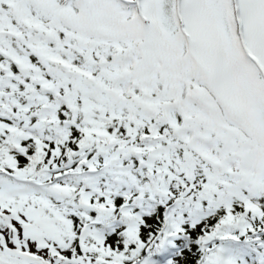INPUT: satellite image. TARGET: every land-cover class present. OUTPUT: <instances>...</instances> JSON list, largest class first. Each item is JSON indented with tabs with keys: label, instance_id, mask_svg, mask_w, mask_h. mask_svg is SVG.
<instances>
[{
	"label": "trees",
	"instance_id": "1",
	"mask_svg": "<svg viewBox=\"0 0 264 264\" xmlns=\"http://www.w3.org/2000/svg\"><path fill=\"white\" fill-rule=\"evenodd\" d=\"M57 1L60 10L70 8L79 14L87 10L86 0ZM175 1H156L154 18L165 31L179 30ZM233 1L205 0V10L230 35L236 31L239 35ZM32 2L0 0V213L5 228L0 230L6 245L17 247L19 223H23V229L37 230L34 245L48 251L49 259L37 261L39 264H79L71 263L75 257L102 258L115 264H264V197L228 194L223 176L211 178L204 171L211 160L208 155L197 153L192 169L185 165L181 146L186 139L181 136L174 135L176 141L160 149L154 161L160 162L158 167L151 165L159 176L154 185L149 182L147 167L140 166L135 157L134 149L144 152L147 144L140 138L151 131V123L157 132L165 133L185 121L183 114L169 106L173 90H167L154 105L155 112L142 108V112L133 113L125 106L106 105L94 93L104 88L92 87L89 74L78 72L73 75L78 95L63 100L58 95L64 90L59 81L71 72L54 63L44 64L33 44L44 45L43 54L67 57L74 64L85 62L90 74L102 70L98 65L102 55L115 76L122 73L124 64L116 60L112 47H105L99 57L95 53L101 50L88 53L89 45L78 37L77 28L68 39L65 33L54 32L56 39L46 26H33L32 16L39 12L37 1ZM20 4L30 6L31 14ZM121 12L129 24H137L129 19L138 13L134 5H122ZM152 25L151 21L146 30L140 28V35L128 47L131 55L125 51L121 56L129 57L131 70L138 58L145 57L144 37L154 30ZM16 28L25 33V42L16 38ZM49 66L54 67L51 77ZM136 71L119 78L118 91L124 89L133 104L146 107L139 90L145 74ZM99 76L104 81L110 79L108 74ZM49 79L58 86L56 93L48 89ZM133 82L139 87L135 85L130 95ZM166 107L175 114H170L173 123L157 120ZM191 120L195 124L196 120ZM103 139H113L115 146L122 144L125 150L101 152ZM207 146L217 154L214 142L208 141ZM156 185L159 187L154 190ZM248 197L260 203L249 206L245 202ZM169 211L172 213L167 215ZM20 234L27 239L25 231Z\"/></svg>",
	"mask_w": 264,
	"mask_h": 264
},
{
	"label": "rangeland",
	"instance_id": "2",
	"mask_svg": "<svg viewBox=\"0 0 264 264\" xmlns=\"http://www.w3.org/2000/svg\"><path fill=\"white\" fill-rule=\"evenodd\" d=\"M24 1L29 5L34 3L32 0ZM36 1L38 3L36 11L39 13L33 12L36 13L31 20L33 26H37V28L46 26L49 30L57 28L55 32L65 33L64 38L67 39L72 36L74 28H77L79 30L77 32L78 37L84 41L86 46L89 45L88 48L86 47L88 53L92 52V49L94 51L96 49L101 50L98 54L96 53L98 57L99 54H103L105 47L114 48L116 60L118 62L122 60L124 64L121 68V70L123 69L122 73L115 76L112 70H107L106 66L102 64V70L96 73L98 75L102 73L103 76L105 74L111 77L115 76L118 80L119 78L122 80V77L125 76L123 74L132 73L128 60L124 61L125 58L122 59L121 56L124 55L125 51L127 53L132 52L128 47L133 38L140 35V28L142 29L144 25L148 27V24L152 21L154 24L152 29L154 30L152 32L148 31L144 37V41H146L143 44L145 57L142 60L138 58L134 62L137 64L136 72L145 74L144 78L141 79L142 81H140L141 84L144 81L159 87V84H161L164 87L162 88L164 92L166 90L172 92L173 90L174 96H183L182 93L186 90L189 91L196 80L199 84V87H197L199 92H195L201 94L200 100L205 99L208 102V105L204 104L200 109L198 115L200 117L195 118V124L201 128V136H198L201 143L196 149H198L199 154L208 155L211 158L209 162L207 161L208 165L205 170L212 171L211 175L220 174L225 179H233L234 182L226 180L233 192L241 191L244 194L264 197V0H238L239 14L237 13V18L241 25L240 38L236 36L238 35L237 31L235 34L234 31H231L233 34L230 35V32L218 24V20L214 15L206 12L205 0L179 1L182 29L174 32H171L170 29L167 30L168 32L163 31L160 26L155 25L157 18H154V16L157 0H144L145 5L143 3L139 5L141 16L138 14L133 16L137 24L133 22L129 24L124 18L121 12L123 5L121 0H92L89 7H87L89 11L86 10L85 13L80 14L70 8L68 10L61 8L60 10L57 0ZM23 8L25 13L31 14L30 6L29 8ZM64 24L69 26L71 31ZM15 36L20 40L24 35L19 28H16ZM89 36L92 37L89 38ZM31 40L33 42V39ZM43 46L35 43L32 48L43 55L42 61L44 64L46 62L54 63L59 68H66L67 61L64 59L47 53L43 54L41 50ZM65 46L69 49L74 48L71 44ZM122 49L123 52H121ZM246 50H249L260 59L259 67L262 69L263 76L260 74L256 62L248 57ZM73 66L76 69L71 71L67 79L60 82V84L66 86L71 97H75L78 93V86L74 80L73 72H87L86 69L89 68V65L85 62ZM49 67H52L48 71L51 73L54 67ZM55 74L60 73L56 71ZM193 74L197 75L194 81L191 78ZM182 77H185V80ZM110 79L104 81L103 77L101 79L100 76L95 74H89L88 77V80L92 82V87L99 90L104 88L101 92L95 90L94 93L100 95L102 100L106 101V105L110 107L117 105L119 108L125 106L133 113L139 112V110L142 112V108H147L152 112L156 111L155 101L145 100L144 103L149 102V104L146 107L139 108L132 103L130 97L126 96L124 89L121 92L118 91L117 80L110 83ZM189 79L191 83L189 86L182 83V81L189 82ZM209 82L214 84L212 89L216 93L217 101H215V97H212V93L209 95V91H211ZM151 89L155 94L160 93L157 87H151ZM128 91L130 92V89ZM83 95L86 96L84 93ZM212 105H216L218 116L204 111V108ZM221 112H223V115H221ZM161 119L162 117L159 116L157 120ZM185 122L184 125L189 124L188 117L185 118ZM168 133L171 137L169 141L173 143L175 137L172 138L171 130ZM211 137H214V144L217 141H222L220 146L223 153L218 152L216 155L210 152L211 148L207 146V142ZM113 139L109 140L110 142H105L104 139L100 141L104 145L101 152H110L114 148L120 151L125 150L122 144L115 146V140L113 142ZM168 143L149 144L148 151L151 154L145 161L150 162L154 158L155 151H159L158 156L161 153L160 149ZM107 146L111 148L106 150L105 147ZM127 155L128 153L125 156ZM226 162L232 163L233 167L224 169L226 167L224 163ZM158 187L156 185L154 190ZM228 194H231V192H228ZM3 218L0 213V228L3 227ZM24 227H26V224L23 226V223H19V237H16L17 247L14 249L6 245L3 232L0 230V256L8 260L33 264H39L37 261L42 263L40 260H44V258L48 260L47 249H40L39 245H34L37 240L35 227L29 230L23 229ZM3 229L5 228L3 227ZM21 231H25L27 239L22 238ZM53 250L51 248L50 251ZM80 258L75 257L71 263L98 264V261H89L87 257L86 260ZM108 262L109 264H115ZM101 264H105V262H101Z\"/></svg>",
	"mask_w": 264,
	"mask_h": 264
},
{
	"label": "water",
	"instance_id": "3",
	"mask_svg": "<svg viewBox=\"0 0 264 264\" xmlns=\"http://www.w3.org/2000/svg\"><path fill=\"white\" fill-rule=\"evenodd\" d=\"M101 60L102 61H100L99 64H102L103 62L106 63V60H105V58L103 56L101 57ZM0 263H3V264H33V263H28V262H23V261L17 262V261H13V260H10V259L8 260V259H6L5 257H2V256H0ZM98 264H101V261H99Z\"/></svg>",
	"mask_w": 264,
	"mask_h": 264
},
{
	"label": "bare ground",
	"instance_id": "4",
	"mask_svg": "<svg viewBox=\"0 0 264 264\" xmlns=\"http://www.w3.org/2000/svg\"><path fill=\"white\" fill-rule=\"evenodd\" d=\"M191 119H193V117ZM195 127H197L196 128L197 133L201 134V128L198 125H195Z\"/></svg>",
	"mask_w": 264,
	"mask_h": 264
}]
</instances>
